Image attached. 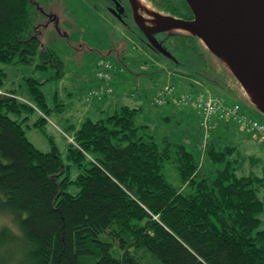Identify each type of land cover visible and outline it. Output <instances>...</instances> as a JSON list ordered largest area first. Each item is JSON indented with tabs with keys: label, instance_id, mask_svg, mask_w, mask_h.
I'll list each match as a JSON object with an SVG mask.
<instances>
[{
	"label": "trees",
	"instance_id": "1",
	"mask_svg": "<svg viewBox=\"0 0 264 264\" xmlns=\"http://www.w3.org/2000/svg\"><path fill=\"white\" fill-rule=\"evenodd\" d=\"M149 1L174 17L192 18L184 0ZM53 4L0 0V62L31 64L37 56L35 69H54L53 79L63 76L53 43L60 36L52 27H40L41 13L53 10ZM158 34L160 47L165 43L203 58L195 37ZM145 45L156 58L172 63L177 76L237 93L219 62L220 70L211 62L204 63V70H177L182 64L169 50L162 47L161 53ZM26 84L45 116L42 83L30 77ZM86 98L87 92L85 102L92 100ZM22 109L33 110L13 93L0 94V211L16 219L29 245L30 264H264V203L257 195L264 173L237 175L244 160L234 147H218L209 139L201 144L210 164L221 168L213 177L198 175L201 163L183 144L157 142L149 126L135 122L140 107L121 105L97 120L85 117L69 126L68 158L78 170L71 180L57 148L39 151L21 122L9 117ZM42 121L41 116L31 127ZM165 164L175 170L179 187L166 180ZM71 184L78 188L75 194L67 192Z\"/></svg>",
	"mask_w": 264,
	"mask_h": 264
},
{
	"label": "rangeland",
	"instance_id": "2",
	"mask_svg": "<svg viewBox=\"0 0 264 264\" xmlns=\"http://www.w3.org/2000/svg\"><path fill=\"white\" fill-rule=\"evenodd\" d=\"M145 1V0H144ZM96 0H54L53 12L59 17V27L62 36L55 39L54 47L63 62V76L54 77V69H35L39 62L37 56L31 64H7L0 62V91L3 94L13 93L22 102L30 105L33 110L22 109L18 113H9V117L21 122L26 138L41 152H49L54 145L62 164L68 168V176L74 180L78 170L73 161L68 158L72 130L69 126L77 123L81 113L89 106L91 110L96 104L111 98L113 94H122V104L130 107H140L135 116L137 124L149 126L157 142L167 139L177 144H183L192 153L195 160L201 163L198 175L213 177L220 165H211L201 148L203 130L200 128V114L189 106L176 105L174 98L169 97L162 106L154 105L158 90L166 85H172L176 94L192 93L211 96L228 104L237 102L242 112L258 121L264 122V116L258 112L245 97L239 85L230 79V87L237 91L222 90L208 85L205 89L198 87L195 81L187 80L173 73V64L162 57L154 56L145 45L139 31H131L96 7ZM149 5V4H148ZM55 15V16H56ZM56 16V17H57ZM150 18V16L148 15ZM150 22V21H149ZM192 42L191 44H193ZM198 53L173 51L167 44L162 47L182 66L177 70L191 71V68L207 69L204 63L220 70L215 57L206 52L202 44H198ZM195 44V45H196ZM194 45V44H193ZM194 45V46H195ZM101 59L111 62L118 69L111 87L112 93L101 99L85 102V93L90 89L99 88L104 83L95 77L97 62ZM204 59V60H203ZM120 68L122 71L119 72ZM33 77L42 84L39 86L46 98L48 112L44 115L39 111L32 99L26 84V79ZM136 88V91H134ZM238 89V90H237ZM240 90V91H239ZM133 93V94H132ZM84 117L99 119V113H84ZM44 121L37 127H31L40 117ZM210 133L209 141L218 147L229 145L234 147L243 158L244 163L236 171L237 175L253 173L261 176L264 173V144L248 130L237 127L233 122H218ZM254 156L256 162L251 163L249 157ZM231 159V158H230ZM163 173L166 180L174 187L180 183L173 167L165 164ZM78 188L71 184L67 190L75 194ZM186 192V190H183ZM264 203V187L257 192ZM262 217V216H260ZM264 227V223L260 226ZM29 245L11 213L0 211V264H30Z\"/></svg>",
	"mask_w": 264,
	"mask_h": 264
},
{
	"label": "water",
	"instance_id": "3",
	"mask_svg": "<svg viewBox=\"0 0 264 264\" xmlns=\"http://www.w3.org/2000/svg\"><path fill=\"white\" fill-rule=\"evenodd\" d=\"M184 1L191 19L156 13L155 22L149 20L151 25L143 24L137 16L134 22L161 53L165 50L149 35L179 32L195 37L228 70L250 105L264 116V0ZM253 94L260 103L253 100Z\"/></svg>",
	"mask_w": 264,
	"mask_h": 264
},
{
	"label": "built area",
	"instance_id": "4",
	"mask_svg": "<svg viewBox=\"0 0 264 264\" xmlns=\"http://www.w3.org/2000/svg\"><path fill=\"white\" fill-rule=\"evenodd\" d=\"M113 65L111 62L101 59L97 62L95 77L98 81L104 83L102 87L90 89L87 92L86 101L112 93V88L108 85L111 81ZM0 94H3L0 91ZM133 94V93H132ZM176 105L189 106L197 110L200 114V128L203 130L202 143L206 144L210 133L216 127V123L233 122L238 128L248 130L253 133L260 142H264V122H260L246 113L242 112L237 102L228 104L218 98L204 96L201 93H178L174 87L166 85L157 91L154 98V105L162 106L169 97L175 96Z\"/></svg>",
	"mask_w": 264,
	"mask_h": 264
},
{
	"label": "flooded vegetation",
	"instance_id": "5",
	"mask_svg": "<svg viewBox=\"0 0 264 264\" xmlns=\"http://www.w3.org/2000/svg\"><path fill=\"white\" fill-rule=\"evenodd\" d=\"M137 0H96V7L101 9L105 14L109 15L115 21H117L120 25L124 26L125 28L131 31H139L141 34L142 32L138 29L134 22V18H138L143 24L151 25L149 22L148 13L140 9L137 6ZM150 7L158 14L165 15V16H172L164 11L158 10L154 7L149 0H145ZM43 19L40 23V27L43 29L47 28H54L56 33L59 36H62L60 27H59V17L53 12V10L47 9L41 13ZM57 17H56V16ZM174 17V16H173ZM183 19V18H182ZM142 39L145 43H148L147 38L145 35L142 34ZM150 38H156L158 44L161 43L162 35L161 34H154L149 35ZM163 45V43L161 44Z\"/></svg>",
	"mask_w": 264,
	"mask_h": 264
},
{
	"label": "crops",
	"instance_id": "6",
	"mask_svg": "<svg viewBox=\"0 0 264 264\" xmlns=\"http://www.w3.org/2000/svg\"><path fill=\"white\" fill-rule=\"evenodd\" d=\"M111 82H109V85L110 86H111ZM196 84L198 85V87H200L202 89H205L206 88L201 83L196 82ZM121 97H122V94L115 93V94H113V96L111 98H109V97L108 98H105L104 101H101L98 104H96L94 106V108H92L91 110L89 109V106H87L85 108L84 113H89L90 112V113H99V115H102V114L107 113V112H112L117 107H119L121 105H124V104H122V102H124V101H122V98ZM84 113H81V116L79 117L77 123H75L76 126H78L80 124V122L84 119L83 118L84 115H85Z\"/></svg>",
	"mask_w": 264,
	"mask_h": 264
},
{
	"label": "bare ground",
	"instance_id": "7",
	"mask_svg": "<svg viewBox=\"0 0 264 264\" xmlns=\"http://www.w3.org/2000/svg\"><path fill=\"white\" fill-rule=\"evenodd\" d=\"M136 2H137V6L140 9L145 10L149 14V16H150V19L149 20H151L152 22H155V19H156V16H155L156 15V12L154 11L155 9L153 10L150 7V5H148V3L146 1H144V0H137ZM178 30L183 31V32H189L188 30L181 29V28H179ZM257 97L258 96L256 94H253V96H252V98H253V100H255V102L260 103V101L258 100Z\"/></svg>",
	"mask_w": 264,
	"mask_h": 264
}]
</instances>
